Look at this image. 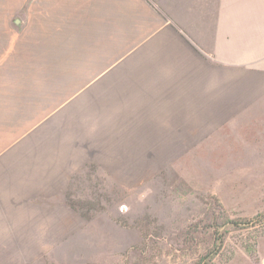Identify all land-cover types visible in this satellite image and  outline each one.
<instances>
[{"label": "crops", "instance_id": "crops-1", "mask_svg": "<svg viewBox=\"0 0 264 264\" xmlns=\"http://www.w3.org/2000/svg\"><path fill=\"white\" fill-rule=\"evenodd\" d=\"M0 50L61 68L101 130L236 147L264 123V0H0ZM84 159L0 193V264L80 258L95 240L73 202Z\"/></svg>", "mask_w": 264, "mask_h": 264}, {"label": "rangeland", "instance_id": "rangeland-1", "mask_svg": "<svg viewBox=\"0 0 264 264\" xmlns=\"http://www.w3.org/2000/svg\"><path fill=\"white\" fill-rule=\"evenodd\" d=\"M35 55L0 50V193L27 192L84 156L72 201L95 238L80 258L36 264H264V123L235 132L236 147L101 130L61 68L23 65Z\"/></svg>", "mask_w": 264, "mask_h": 264}, {"label": "trees", "instance_id": "trees-1", "mask_svg": "<svg viewBox=\"0 0 264 264\" xmlns=\"http://www.w3.org/2000/svg\"><path fill=\"white\" fill-rule=\"evenodd\" d=\"M260 216H261V215H258V216H256V217L258 218V217H260Z\"/></svg>", "mask_w": 264, "mask_h": 264}]
</instances>
